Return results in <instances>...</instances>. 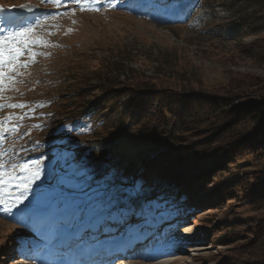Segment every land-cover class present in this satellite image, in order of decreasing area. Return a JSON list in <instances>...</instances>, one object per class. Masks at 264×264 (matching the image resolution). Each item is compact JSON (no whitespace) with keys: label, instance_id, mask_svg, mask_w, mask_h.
Instances as JSON below:
<instances>
[{"label":"rangeland","instance_id":"1","mask_svg":"<svg viewBox=\"0 0 264 264\" xmlns=\"http://www.w3.org/2000/svg\"><path fill=\"white\" fill-rule=\"evenodd\" d=\"M22 4L41 9V13L18 17L24 23L43 19L44 14H55L54 19L47 20L43 28L38 29L46 41L33 49L40 55L26 69L20 70L21 74L15 76L14 83L6 81V86L0 90V104L5 105L0 108V121L7 129L0 150H6L5 161L9 157L12 162L43 161L44 174L32 185L33 190L38 184L50 186L54 183V180L48 179L49 170L59 168L65 158L77 168L90 169L89 174L95 176L91 181L93 188L111 179L120 204L132 208L133 213L139 211L147 194L141 189L138 195V186H156L159 182L156 173L163 165L156 157L160 144L153 141L143 144L144 147L136 145L141 142L138 138L142 127L148 124L147 119L154 120L156 113L166 108L168 102L163 99L165 96H161L162 104L154 99L149 103V109L144 110L131 97L132 87L125 81L119 85L125 73L123 78L118 79V85L103 91L97 87L93 71L101 78L105 68L113 65L122 72L133 70L136 72L133 76L144 74L155 78L154 73L158 72L163 82H174L175 87H184V90H189L190 81H199L205 88L222 86L228 79L226 73L229 71L249 75L255 83L264 85V66L244 59L237 49L241 33L231 19L232 12L241 7L237 0H85L81 4L64 0L59 7L50 3L41 4L39 0H0V6L11 9L0 15L15 16L17 11L33 13V10L21 9L19 6ZM251 40V36H246L242 43ZM23 59L27 60L28 56ZM89 84L91 90L85 100L90 106L98 105L99 108L106 101L102 114L109 115L110 121L103 131H99L98 137L88 138L84 144L77 146L67 142V139L62 143L64 138L68 137V141L71 138L69 132L76 125L73 115L82 111L81 108L68 109L65 101L73 98L78 103L82 100L78 97V90ZM262 85L258 88L261 89ZM178 88L174 90L178 91ZM257 97L258 92L254 91L247 96L248 100H257ZM11 100L25 107H12L10 115H7L6 103ZM18 112H22L20 117H17ZM27 112H30L29 115ZM60 126H63V134L56 138L53 136L54 142L59 145L49 147L53 141L51 132ZM12 127H17L15 133L11 131ZM90 147H94L95 152ZM152 149L157 153L153 155V160L148 161L153 163L154 168L146 166L148 169L143 170L142 159H147ZM123 158L135 163L132 172H124ZM205 161L206 169L213 168L212 171L201 185L198 183L201 176L196 179L198 181L191 180L194 189L190 192L193 195L189 196V205L184 203L174 216L185 211L190 216L187 214L190 205L197 209V214L193 213L156 238L140 233L139 228L143 224H137L133 229L112 235L111 243L121 246L127 240L142 239L143 243L148 242V252H162L166 248L184 251L155 264H244L242 248L254 238L253 235H246L243 228L251 219L262 220V215L253 212L245 190L234 184L244 176L264 170V151L243 153L220 168V160L213 163ZM105 165L114 172L104 170ZM141 171L142 182L133 185L130 179L126 181V178ZM248 185L252 187L254 183ZM11 191L15 195L19 190ZM223 193H227L224 201ZM126 194L133 196L127 200ZM31 199L30 193L28 200L13 209L16 214L13 217L0 212V264H57L60 260L74 258L87 250L88 244L101 238L89 239L85 233L83 242L75 240L71 247L68 244L70 235L58 249L42 251L30 219L20 211ZM120 215L123 217L124 214ZM149 222L158 224L161 219H156L154 215ZM84 242L88 244L80 248L79 245ZM69 245L70 248L64 251ZM138 260H127L123 264H148L138 263Z\"/></svg>","mask_w":264,"mask_h":264},{"label":"trees","instance_id":"2","mask_svg":"<svg viewBox=\"0 0 264 264\" xmlns=\"http://www.w3.org/2000/svg\"><path fill=\"white\" fill-rule=\"evenodd\" d=\"M237 1L241 7L232 12L231 16L241 33L237 49L244 59L264 66V0ZM246 36H251L252 40L242 43ZM113 67L105 68L103 78L95 71L92 72L99 89H113L119 84L118 79L126 74L119 85L124 81L129 84L128 86L132 87L131 97L144 110L149 109L148 105L154 99L162 104L163 95V99L168 102L165 109L158 112L156 110L154 120L147 119L148 124L142 127L138 138L141 142L136 145L142 147L147 142L158 141L161 146L156 159L163 167L157 171L159 182L152 189H159L158 196L162 201L175 203L189 199V196L193 195L190 193L194 189L193 181H198L196 179L201 176L198 182L201 185L213 169H206L205 160L212 163L220 160V168L243 153L264 151V85L261 82L255 83L251 76L229 71L226 73L228 79L222 86L205 88L199 81H190L189 90H184V87H175L174 82H163L161 73L158 72L154 73L157 77L151 78L143 76L144 74L133 76L136 73L133 70L122 72L114 65ZM69 83L71 86V82ZM260 85L261 89L258 88ZM89 86L90 84L78 90V97L82 99L78 103L74 102L73 98L65 101L68 109L82 110L73 115L79 119V124L69 132L74 144L98 137L99 131H103L110 121L109 115L107 117L102 114V108L105 109L107 105L106 101H103L102 107L99 108L98 105L90 106L85 100L91 90ZM176 88L179 90H174ZM253 91L258 92V99L248 100L247 96ZM82 112L84 113L81 115ZM61 131H55L56 135L61 134ZM89 149L95 152L94 147ZM154 150L147 154V159H142L143 170L148 169L146 166L154 168L153 163L148 161L154 159L153 155L157 153ZM122 163L124 172H132L135 169L133 160L123 158ZM109 167L105 165L104 170L109 169V172L113 173L114 169L110 171ZM129 178L142 182L143 173L141 171ZM250 182L254 183L252 187L248 185ZM234 186L245 190L253 212L262 215V220L251 219L243 228L246 235H253L254 238L249 245L242 248L246 261L244 264H264V170L242 177ZM225 195L227 193H223L222 201L226 199Z\"/></svg>","mask_w":264,"mask_h":264},{"label":"snow or ice","instance_id":"3","mask_svg":"<svg viewBox=\"0 0 264 264\" xmlns=\"http://www.w3.org/2000/svg\"><path fill=\"white\" fill-rule=\"evenodd\" d=\"M39 2L59 7L64 0ZM72 2L81 4L85 0ZM19 7L29 10L35 8L29 4ZM10 11L11 9L0 6V14ZM19 15H0V90L6 86V81L9 84L14 83L15 76L21 74L20 70L26 69L40 55L33 49L46 41L38 29H42L47 20L55 18V14H44L43 19L36 18L34 22L24 23L18 20ZM25 55L28 56L27 60L23 59ZM4 106L0 104V108ZM8 106L25 107L23 104ZM5 131L7 129L3 128V122L0 121V145L4 142ZM11 131L15 133L17 127H12ZM5 151L0 150V212L13 217L16 215L13 209L28 200L31 193L32 199L20 211L30 219L33 231L38 237V247L42 251L58 249L70 235L83 242L85 233L99 231L105 221L124 222L120 214L125 210L119 207L120 200L113 191L111 179H106L103 185L93 188L91 181L95 176L89 174L90 169L77 168L70 159L65 158L59 168L53 167L49 170L48 179L55 182L50 186L38 184L33 190L32 185L44 174L43 161L34 159L12 162L11 157L5 161ZM12 189L19 191L13 195ZM155 211L140 206L134 215L147 217ZM103 231L110 232L113 229L104 227ZM88 238L97 239L95 234H90Z\"/></svg>","mask_w":264,"mask_h":264},{"label":"bare ground","instance_id":"4","mask_svg":"<svg viewBox=\"0 0 264 264\" xmlns=\"http://www.w3.org/2000/svg\"><path fill=\"white\" fill-rule=\"evenodd\" d=\"M191 200V199H190ZM104 247H106V248H104ZM102 248H104V249H102ZM112 248H115V247H109L108 245H103V246H101V247H99V249L98 250H100V249H102V250H105V249H112ZM97 250H93V253H95ZM180 252V253H179ZM184 251H182V250H174V253H173V251H171V252H166V253H164V254H161V255H151V256H148V255H134V256H132L131 257V259H135L136 261L135 262H137V260L138 259H140V260H138V263L140 262L141 263V261L142 262H147L148 264H150V263H157V262H162V260H165L166 258L167 259H169L170 257H175V254H176V256L178 255V254H181V253H183ZM173 253V254H172ZM104 256V258H107V257H109V255H103ZM125 258H121L120 259V262L119 263H117V264H123V262H125L126 260H124ZM131 259H128V260H131ZM145 260V261H144ZM174 261V260H173ZM173 261H171V263L173 262ZM23 262V261H22ZM180 262V261H179ZM166 264V263H165ZM167 264H170V262L169 263H167Z\"/></svg>","mask_w":264,"mask_h":264}]
</instances>
